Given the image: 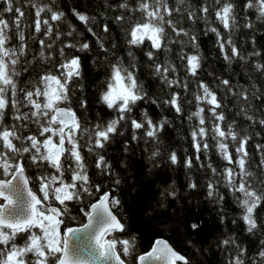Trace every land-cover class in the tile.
Segmentation results:
<instances>
[{
	"label": "snow or ice",
	"instance_id": "obj_1",
	"mask_svg": "<svg viewBox=\"0 0 264 264\" xmlns=\"http://www.w3.org/2000/svg\"><path fill=\"white\" fill-rule=\"evenodd\" d=\"M89 7L0 0V264H264V144L258 163L247 147L264 130V0ZM145 189L147 251L125 207ZM193 191L211 239L178 215ZM176 222L183 251L159 234Z\"/></svg>",
	"mask_w": 264,
	"mask_h": 264
},
{
	"label": "trees",
	"instance_id": "obj_2",
	"mask_svg": "<svg viewBox=\"0 0 264 264\" xmlns=\"http://www.w3.org/2000/svg\"><path fill=\"white\" fill-rule=\"evenodd\" d=\"M96 3V0H62V6L67 10L71 6H78L79 8L91 11L89 5H93ZM27 12V9L25 10ZM117 38L119 39V34H117ZM258 46L264 45V37L258 36ZM205 56H207L208 60L212 62V65L219 71L222 64L219 61L213 60L212 55L209 54L210 44L208 41H205L202 45ZM207 67V65H206ZM86 79L88 81V92L87 95L89 97L90 103L93 105V112L95 110V96L91 91V84L97 80L99 77L96 75V71L92 69L90 66L86 67ZM204 75V73H201ZM26 77V74H25ZM187 128V125L184 126ZM255 131H261L262 135L260 137H256L253 135L252 141L248 144V150L250 154L253 156V160L258 163L260 157L255 155L254 144L261 143L264 144V130L256 127ZM183 134V131H182ZM170 140L176 142V146L181 148L187 147V144L180 140V137L176 134V130L172 129L168 133H166ZM113 155L115 153L113 152ZM139 159V156L137 157ZM215 160V157L213 156ZM152 193L151 191L145 189L142 192V199L139 202H136L132 199L125 198V207L131 214V226L133 230H139L141 235L140 240V250L146 251L150 247V241L154 239L153 230L155 229V225L149 226L148 223L145 222L144 218L141 215V208L144 206L146 202H150V197ZM181 208V211L178 215L181 218L188 216H199L202 218L204 224V231L200 233L199 237L193 235L191 238L193 240H207L211 239L210 232L214 226V224L218 223L216 220V213L213 209V206L203 197L202 192L193 191L190 196H186V198L178 205ZM234 208V206H233ZM162 237L167 238L171 244L180 251L184 250V241L185 234L183 225L176 222L170 224L166 229L159 233ZM253 244L255 241L253 240ZM219 258V255L212 256L211 254L205 257L206 264H215V260Z\"/></svg>",
	"mask_w": 264,
	"mask_h": 264
},
{
	"label": "water",
	"instance_id": "obj_3",
	"mask_svg": "<svg viewBox=\"0 0 264 264\" xmlns=\"http://www.w3.org/2000/svg\"><path fill=\"white\" fill-rule=\"evenodd\" d=\"M162 238H164V239H167V238H165V237H162ZM168 240V239H167ZM169 241V240H168ZM169 243L171 244V242L169 241ZM174 247V246H173ZM147 251V250H146Z\"/></svg>",
	"mask_w": 264,
	"mask_h": 264
}]
</instances>
